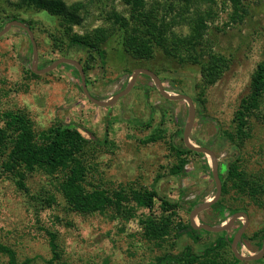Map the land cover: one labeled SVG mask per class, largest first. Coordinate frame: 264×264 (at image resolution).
I'll list each match as a JSON object with an SVG mask.
<instances>
[{"label":"rangeland","instance_id":"374dc122","mask_svg":"<svg viewBox=\"0 0 264 264\" xmlns=\"http://www.w3.org/2000/svg\"><path fill=\"white\" fill-rule=\"evenodd\" d=\"M61 1L67 6L83 3L82 25L73 27L76 34L84 36L99 29L107 31V40L102 45L105 58L101 60L96 54L90 58L88 51L68 46L67 38L63 37L65 25L60 17L30 7L26 0H0V26L4 20L9 21L6 18H14L17 21L9 23L24 21L31 29L37 44L39 71L62 59L75 61L87 69L84 73L90 94L105 103L114 101L125 91L134 72L140 69L159 76L164 89L171 94L190 98L199 95L200 86L204 85L200 66L170 60L160 49L156 50L153 60L137 59L126 52L125 32L113 16L115 13L130 18L129 7L123 0ZM146 1L150 8L158 2L161 12L165 5L174 4L179 9L182 4L180 0ZM215 1L217 6L214 8L219 15L215 22L209 23L205 47L208 53H219L229 59L230 65L219 81L206 88L205 108H196L191 140L212 150L219 163L229 164L238 157L239 169L259 174L264 171V122L258 118L261 114L249 118L251 138L240 151L229 140L223 139L221 133L234 129L235 113L249 93L258 64L264 61V0H249L250 16L243 24L230 27H225L231 11L229 3ZM209 6L213 7L210 0H202V9ZM173 32L185 37L190 34V28L186 23L179 24ZM55 38L65 44L56 46ZM34 63L31 41L25 30L12 27L0 37V115L6 111H21L31 119L36 133L59 122L79 129L91 142L88 162L91 184L102 183L106 188H154L161 196L182 202L184 220H190L189 209L195 207L196 202L204 197L200 201L202 204L215 196L212 166L205 155H188L179 177H172L169 173L177 162L171 145L186 148L187 102L165 99L150 77L139 75L126 96L110 107H99L84 94L76 67L63 63L47 73L35 74ZM156 130L164 131V139L143 145L142 141ZM106 136L107 142L104 143ZM55 176L58 174L30 175L27 195L17 188L13 177L0 169V243L13 247L20 262L31 259L32 264H46L50 260L48 237L41 227L58 232L62 259L70 264H155L157 257L166 253L180 254L187 246L200 255L220 236L219 233L206 234L204 230H196L201 238L199 243L188 234L174 244L154 242L145 236L137 220L123 222L111 215L83 216L68 212L58 188L59 178ZM46 198L51 201V207L45 206L48 205ZM221 200L225 209L221 212L209 209L201 213L198 223L220 226L234 215V210L247 213L250 225L242 241L241 253L245 256L256 253L257 240L253 237L264 229V198L256 204L233 192L227 197L222 196ZM244 223V219L238 220L229 233L230 237ZM219 253L231 258L233 252L229 247H223ZM0 264H7L2 255Z\"/></svg>","mask_w":264,"mask_h":264},{"label":"trees","instance_id":"16d2710c","mask_svg":"<svg viewBox=\"0 0 264 264\" xmlns=\"http://www.w3.org/2000/svg\"><path fill=\"white\" fill-rule=\"evenodd\" d=\"M180 1L182 4L179 5V9L174 4H169L165 5L166 8L161 12V5H158V2H154L150 8L146 0H123L129 7L130 18L126 19L115 13L113 16L115 22L125 32L124 48L134 58L153 60L156 50L160 49L170 60L201 67L204 85L200 86L199 95L192 98L195 107L201 110L206 104L204 98L206 88L223 77L229 68L230 60L219 53H208L205 47L209 23L215 22L219 15L214 8L217 2L210 0L213 7L202 9V0ZM26 2L30 7L47 11L62 19V24L65 25L63 37L67 38L68 46L88 51L90 58H94L96 54L98 58L104 60L105 52L102 50V45L107 40L106 30H95L92 34L84 36L73 32V27L81 26L83 22L80 15L84 8L82 2L72 6H67L61 0H26ZM225 2L229 3L231 9L225 27L241 25L250 16L249 0H225ZM6 19L17 21L14 18ZM9 21H3L0 31H3ZM21 22L25 24L24 21ZM184 23L188 24L190 34L185 37L175 35L174 27ZM54 43L56 46L65 44L59 38H55ZM67 67L73 68L68 65ZM86 70L84 68V71ZM75 72L78 73L76 70ZM31 75L38 77L34 73ZM256 113L261 114L257 117L264 122V61L258 64L251 78L249 93L241 100L235 113L234 129L221 133L223 139L229 140L237 147V151L244 149L246 141L251 138L249 118ZM0 119L3 123L0 127V169L15 179L20 191L29 194L27 181L34 173L51 176L58 174L55 177L59 178L58 188L66 202L68 212L83 216L111 215L113 219L123 222L137 220L143 227L145 236L154 242L167 241L174 244L184 234L193 237L195 243L201 240L196 234L197 231L191 227L190 220L183 219L181 213L184 210L181 201H171L161 196L154 188L138 186L106 188L102 183L91 184L89 181L91 170L88 169L91 142L76 127L59 122L45 131L36 133L31 119L21 111H6L1 113ZM164 135L163 130H156L146 137L142 144L158 143L164 139ZM107 138L108 136L104 143L107 142ZM182 147L173 144L170 147L177 160L169 170L172 177L181 175L188 161V155H200ZM239 163L238 157L229 164L221 162L219 175L222 182V196L227 197L234 192V195L247 197L258 204L264 198V171L259 174L249 173L239 169ZM203 199L204 197L201 200ZM201 200L194 206L200 204ZM223 202V200L219 201L213 209H219L221 212L225 209ZM47 204L46 207H51L49 199ZM195 207L192 206L189 212L191 213ZM238 212H240L238 209L233 211L234 214ZM41 231L48 237L51 251V258L46 264H70L62 259L58 232L45 227H41ZM218 239L200 255L194 253L192 247L187 246L180 254L166 253L157 257L155 264H241L233 253L231 258L223 257L219 253L223 247H229L230 250L231 247L228 242L221 241L220 236ZM253 239L257 240V250H260L264 229L255 233ZM0 255L7 259V264L33 262L31 259L20 262L18 253L13 247L3 243H0Z\"/></svg>","mask_w":264,"mask_h":264},{"label":"water","instance_id":"95a60500","mask_svg":"<svg viewBox=\"0 0 264 264\" xmlns=\"http://www.w3.org/2000/svg\"><path fill=\"white\" fill-rule=\"evenodd\" d=\"M12 27H20L21 29L25 30V32L28 34V36L30 38V41H31V44L33 47L34 60H35V63H34V66H35L34 73L35 74L47 73L49 71H52L53 69H55L56 67H58L59 65H61L63 63L76 67L78 69V71L80 72L82 88H83L84 94L92 103H94L95 105H97L99 107H110L114 103H116L117 100L126 96L134 87L139 75H146V76L150 77L153 80L155 86L158 88L160 94L165 99H167L169 101H185V102H187L188 106H189V120H188L187 125H186L185 130H184L185 147L190 151H193V152H196L199 154H203L208 158V161L211 162L212 174H213V178H214L215 185H216L215 196L212 197L211 199L208 198L206 201H204L202 204H199L197 207H195L191 211V213H190V225L195 230H204V231L210 232V233H221V232L230 233L234 224L238 220L244 219L245 225L236 234L234 240L231 243L232 251H233L235 258L240 262H256V261H260L264 258V241H263L262 249L258 253H254V254L245 256L238 251V244L244 235V232L247 228V223H248V216L245 213L234 214L229 220L225 221L220 226H209L207 224L198 223L199 215L201 213L211 209L215 204H217L220 201V199L222 197V182H221L220 175H219V159L216 157L215 153L212 150H210L209 148L200 147V146L194 144L193 141L191 140V133L193 131V127H194L195 120H196V107H195V104H194L192 98H190L187 95H176V94L174 95V94L167 92L164 89V85L162 83V80L159 78V76H157L152 71L140 69V70H136L134 72L133 76L131 77L130 84H129L128 88L125 91L121 92L115 98L114 101L108 102V103L100 102L90 94V92L88 90L87 83H86V77H85L84 69L77 62L72 61V60L62 59V60H59L57 63L53 64L48 69H45L43 71H39L38 70V63H37V61H38L37 60L38 59L37 58L38 57L37 44H36L34 35L31 31V29L29 28V26H27L21 22L9 23L3 29V31L0 33V37L3 34H5L6 32H8Z\"/></svg>","mask_w":264,"mask_h":264},{"label":"flooded vegetation","instance_id":"af4514ba","mask_svg":"<svg viewBox=\"0 0 264 264\" xmlns=\"http://www.w3.org/2000/svg\"><path fill=\"white\" fill-rule=\"evenodd\" d=\"M222 168V165H221V162L219 163V169H221ZM211 209H213V207L211 208ZM238 213H245V212H238ZM247 216H248V223H247V228L249 227V225H250V220H249V215L247 214V213H245ZM205 224V223H204ZM236 224V223H235ZM234 224V225H235ZM208 225V224H207ZM244 225H245V223H244ZM243 225V226H244ZM210 226V225H209ZM243 226L234 234V236L233 237H230V235H229V233H227V232H221V233H219L220 234V240L221 241H223V242H228L229 244H230V247H231V243H232V241L234 240V238H235V236H236V234L243 228ZM233 228V227H232ZM247 228H246V230H245V232H244V235H243V237H242V239H241V241L239 242V244H238V251L241 253L242 252V241H243V238H244V236H245V233H246V231H247ZM222 235V236H221ZM219 240V239H218ZM263 241H264V239H263ZM262 246H263V243H262ZM262 249V248H261ZM260 249V250H261ZM231 250H232V247H231ZM260 250H258L256 253H258ZM233 252V251H232ZM242 254V253H241ZM263 261V263H264V258L262 259V260H260V261H256L257 263H260V262H262ZM242 263V262H241Z\"/></svg>","mask_w":264,"mask_h":264}]
</instances>
